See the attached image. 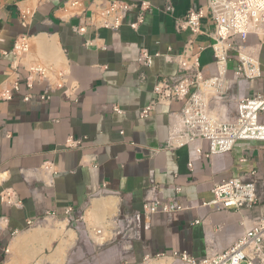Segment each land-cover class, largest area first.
Wrapping results in <instances>:
<instances>
[{"label": "crops", "instance_id": "obj_1", "mask_svg": "<svg viewBox=\"0 0 264 264\" xmlns=\"http://www.w3.org/2000/svg\"><path fill=\"white\" fill-rule=\"evenodd\" d=\"M72 1L80 7L72 8ZM112 1L138 5L117 31L98 27L92 20L101 3ZM142 2L151 8L145 12L144 23L133 30L128 23L137 20ZM0 3V91L15 82L22 87L12 101H0V260L12 254L7 264L32 262L57 238H63L61 247L48 264L139 263L147 256L176 252L203 259L233 246L245 232L243 214L217 212L200 204L213 200L212 189L220 178H250L254 171L264 202V142L243 141L231 152L212 157L204 144V154L191 169L190 149L168 146L171 114L181 111L183 103L159 104L147 118L142 117L156 101L158 81L168 78L174 83L181 77L177 62L170 58L183 53L191 32L179 31L177 21L205 7L206 1ZM27 11L32 14L29 23L22 19ZM80 28L86 32H77ZM200 30L194 51L205 48L201 67L209 78L216 73L212 48L216 40L208 17L201 20ZM21 37L29 39L31 48L16 56L15 44ZM144 52L154 57L151 68L140 63ZM261 65L262 78L249 83L248 95L264 93V49ZM235 67L232 63L231 70ZM38 69L45 76L38 75ZM27 84L34 85L29 93H25ZM48 90L51 100L39 99ZM71 141L81 144L70 147ZM152 174L160 199L178 196L180 187L179 197L192 207L199 206L175 214L172 220L158 217L136 240L119 237L112 242L113 221L119 213L143 211ZM104 188L112 195H100ZM68 209L73 210L70 215H66ZM54 212L56 217L47 216ZM82 215L84 220L77 222ZM29 220L40 222L39 228L28 231ZM101 229L107 241L96 235ZM44 233L49 235L47 240ZM27 235L36 239L23 250L16 249L20 237ZM41 238L38 254H28L29 246Z\"/></svg>", "mask_w": 264, "mask_h": 264}, {"label": "built area", "instance_id": "obj_2", "mask_svg": "<svg viewBox=\"0 0 264 264\" xmlns=\"http://www.w3.org/2000/svg\"><path fill=\"white\" fill-rule=\"evenodd\" d=\"M1 1V0H0ZM205 7L190 11L184 18L177 21L179 31H190L191 38L181 55L170 58L179 66L180 79L170 82L168 78L160 79L155 88L156 101L143 111L142 117L147 118L159 104L179 102L183 109L171 114V138L168 146L171 149L188 147L190 149V164L204 154V144L208 145V156L231 152L235 146L243 141L264 142V93L254 92L248 95L250 82L262 78L261 60L264 49V0H205ZM169 10L174 8L169 2ZM1 4V3H0ZM72 8H79L78 1L70 2ZM124 1L101 3L93 12V23L101 28L119 30L126 22L130 13L137 7ZM141 13L136 21H130L129 27L138 30L145 20V12L150 10L148 2L139 5ZM208 17L214 25L213 37L216 43L212 46L216 57L215 74L206 78L201 67V54L205 48L200 47L195 52V37L201 32V20ZM32 18L31 12L22 14L25 23ZM85 33L86 28L77 29ZM253 36L256 42L249 43ZM31 45L27 37L17 40L14 48L16 56H23L30 51ZM140 63L145 68H151L154 57L144 52ZM236 65L231 70V64ZM45 76L43 70L36 71ZM230 74L231 79L225 77ZM30 80V79H28ZM27 80V81H28ZM30 84V83H29ZM210 85L218 89L217 97L207 95L204 87ZM50 88V87H49ZM27 92L34 89V85L27 84ZM22 91L21 83L0 91V101H12L16 93ZM48 91L41 95L42 101L51 100ZM31 95L26 97V101ZM117 113H122L114 107ZM72 146H80V141H71ZM257 172H252L250 178L222 177L212 189L213 200L202 202L203 208H210L217 212L238 211L243 214L242 225L245 232L226 250H218L203 259H196L187 252H176L172 256H147L144 261L152 258H171L179 264H264V202L259 196ZM152 186L147 190L143 211L119 213L113 221L116 235L109 238L112 242L122 237L126 240H136L144 230H150L160 216L172 220L177 213L185 212L196 207L185 203L181 197L182 188H176L178 196L162 200L157 196L153 174ZM109 190L100 191V195H109ZM112 195V193H111ZM72 209L66 211L70 215ZM48 217L57 214L49 213ZM83 215L77 222L83 221ZM200 223V222H198ZM37 220H29L28 228L40 226ZM107 233L103 229L96 231V235L107 241Z\"/></svg>", "mask_w": 264, "mask_h": 264}, {"label": "rangeland", "instance_id": "obj_3", "mask_svg": "<svg viewBox=\"0 0 264 264\" xmlns=\"http://www.w3.org/2000/svg\"><path fill=\"white\" fill-rule=\"evenodd\" d=\"M257 40L255 39V37H253V36H250L249 37V43H253V42H256ZM89 217H90V219H91V212L89 211ZM89 219V220H90ZM44 221V220H43ZM39 227H37L36 228V226L35 227H33V228H28L29 230L28 231H34V230H37ZM109 228H111L110 226H109ZM76 229V228H75ZM44 235L45 236H43V237H45L44 238V240H47L48 239V236L49 235H46L45 233H44ZM11 239H13L14 238V235L13 236H11L10 237ZM43 238H41V240H38V241H35V243H33V244H31L30 246H29V248H28V254L30 253V254H32V255H36V252L38 253V251L41 249V247L43 246V240H42ZM62 240H63V238H57V239H55L52 243H51V248L50 249H48V248H46L41 254H38L35 258H34V260L32 261V262H26V263H24V264H35V263H40V264H48L47 263V261H51V260H55V252H56V250H58L60 247H61V242H62ZM76 240V238L74 239V241ZM71 241H73V240H71ZM70 241V242H71ZM36 243H37V246H36ZM114 245V243L112 244V245H109V246H107L108 248H106V249H111V247H114L113 246ZM107 251V250H106ZM65 254V253H64ZM66 254L68 255V252H66ZM63 256L64 255H62V256H60V259L61 260H63ZM11 258H12V254H9L8 255V257L6 256V259H4V260H0V264H7L8 263V261L9 260H11ZM162 261H167V262H169V261H172V262H170L169 264H179V263H176V261H174L173 259H171V258H152L151 260H149V261H144V262H139V263H136V262H131V263H129V262H126V261H121V263L120 264H159V263H161ZM59 264H68V263H65V262H60ZM75 264H83V263H81V262H79V263H75ZM95 264V263H94Z\"/></svg>", "mask_w": 264, "mask_h": 264}, {"label": "bare ground", "instance_id": "obj_4", "mask_svg": "<svg viewBox=\"0 0 264 264\" xmlns=\"http://www.w3.org/2000/svg\"><path fill=\"white\" fill-rule=\"evenodd\" d=\"M231 74V73H230ZM230 74L228 73V75L225 77L227 80H229V79H231V77H230ZM204 91H205V93L207 94V95H211L212 97H217V95H218V89H216V88H214V87H211L210 85H207V86H205L204 87ZM42 232V231H41ZM53 233V232H52ZM59 233V232H58ZM71 233V232H70ZM55 235V234H54ZM28 236V235H27ZM26 236V238L25 237H20V239L18 240V243L16 244V249L17 248H20L21 249V247L22 246H26V245H28L29 243H32L35 239H36V235H32V236H28L27 237ZM41 237V236H40ZM39 238V237H38ZM64 247V246H63ZM62 247V248H63ZM66 247V246H65ZM61 248V249H62ZM14 249V248H13ZM12 249V251H14L15 250V252L17 251L16 249H14L13 250ZM64 249V248H63ZM21 250H23V249H21ZM42 251V250H41ZM57 251V250H56ZM64 251V250H63ZM66 251H67V249H66ZM58 252H61V251H58ZM57 252V253H58ZM56 253V252H55ZM62 253V252H61ZM17 254V253H16ZM38 254V253H37ZM57 255V254H56ZM64 255V254H63ZM29 256H31V255H29ZM169 262H172V261H169ZM173 263V262H172ZM158 264V263H157ZM159 264H169V263H167V261L165 262V261H162L161 263H159Z\"/></svg>", "mask_w": 264, "mask_h": 264}, {"label": "trees", "instance_id": "obj_5", "mask_svg": "<svg viewBox=\"0 0 264 264\" xmlns=\"http://www.w3.org/2000/svg\"><path fill=\"white\" fill-rule=\"evenodd\" d=\"M23 88H24V87H23ZM25 93H27V91H26ZM4 259H6V255H4V257H3V259H2V260H4Z\"/></svg>", "mask_w": 264, "mask_h": 264}]
</instances>
